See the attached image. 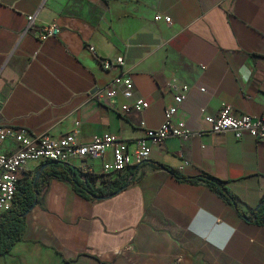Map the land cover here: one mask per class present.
<instances>
[{
    "label": "crops",
    "instance_id": "obj_1",
    "mask_svg": "<svg viewBox=\"0 0 264 264\" xmlns=\"http://www.w3.org/2000/svg\"><path fill=\"white\" fill-rule=\"evenodd\" d=\"M47 23L61 31L42 42L37 26ZM89 46L124 63L104 68ZM184 85L177 125L205 133L153 143L126 173L134 181L107 198L49 179L0 264H264V224L249 218L264 194V141L213 132L207 119L224 103L264 117V0H0V122L37 139L75 127L82 143L113 133L132 149ZM140 99L146 109L123 110ZM178 175L223 180L248 218L205 181Z\"/></svg>",
    "mask_w": 264,
    "mask_h": 264
},
{
    "label": "built area",
    "instance_id": "obj_2",
    "mask_svg": "<svg viewBox=\"0 0 264 264\" xmlns=\"http://www.w3.org/2000/svg\"><path fill=\"white\" fill-rule=\"evenodd\" d=\"M27 18L31 26L37 20V14H29ZM155 19L168 24L172 22L170 16L163 14H157ZM36 31L40 41L44 42L48 38L57 37L61 29L57 24L47 23L37 26ZM89 48L96 52L93 46ZM96 57L102 62L104 68L119 67L124 63L123 57L108 58L100 57L98 54ZM126 84L128 88L132 87L130 82ZM202 90L206 89L202 88ZM189 91L190 86L184 85L182 92L175 96L176 104L166 109L163 123L156 129L148 130L145 137L134 140L132 149L130 140L113 133L97 134L90 142L82 143L79 140L80 129L75 127L55 137L45 136L37 139L25 128L0 122V216L13 204L21 180L35 175L29 169L30 163H36L39 166L50 160L69 163L71 159L77 158L82 161L77 167L88 174L97 175L95 185L102 186L105 178L125 174L131 168L146 162L153 143H161L172 137L189 138L205 133L194 132L177 125L175 116ZM108 94L114 95L115 90H110ZM148 106L149 103L146 100L140 99L123 106V110L129 111L135 108L140 111ZM207 119L212 123L210 130L213 132H233L237 137L248 132L256 140L264 141V117L235 116L231 106L224 103L216 116ZM7 142H12L15 146V149L9 153L2 150ZM108 154L110 158H107ZM99 160H101V167L98 168L95 167L94 162ZM188 164L189 162H185V165ZM181 169L183 166L179 167V170ZM83 177L85 178V175Z\"/></svg>",
    "mask_w": 264,
    "mask_h": 264
},
{
    "label": "trees",
    "instance_id": "obj_3",
    "mask_svg": "<svg viewBox=\"0 0 264 264\" xmlns=\"http://www.w3.org/2000/svg\"><path fill=\"white\" fill-rule=\"evenodd\" d=\"M47 162L48 165L41 171L37 180L36 175L32 178L24 177L21 180L19 191L14 198L13 204L0 216V257L9 253L22 240L26 230V216L40 201L49 179L57 178L70 182L79 195L88 199H96L94 196H97V199H103L110 195H115L134 181V178H129V175L125 173L116 177H107L104 179L102 186H96L97 175L88 174L68 162L56 160ZM133 168L131 171L132 175L136 167ZM84 175L85 178L83 177ZM178 176L180 179L194 184L200 180L205 181L211 189L232 203L240 215L246 216L244 209L241 207L239 197L232 192L223 180L205 175L189 178ZM249 218L253 219L257 224H264V194L261 197L260 206L251 210Z\"/></svg>",
    "mask_w": 264,
    "mask_h": 264
},
{
    "label": "water",
    "instance_id": "obj_4",
    "mask_svg": "<svg viewBox=\"0 0 264 264\" xmlns=\"http://www.w3.org/2000/svg\"><path fill=\"white\" fill-rule=\"evenodd\" d=\"M47 165H48V162H45V163L40 167V169L36 171V173H35V175H36V180L40 177L41 171H42ZM110 196H113V195H110ZM94 198L97 199L98 197H97V196H94ZM258 206H260V204H259ZM246 218H248V217L246 216Z\"/></svg>",
    "mask_w": 264,
    "mask_h": 264
}]
</instances>
